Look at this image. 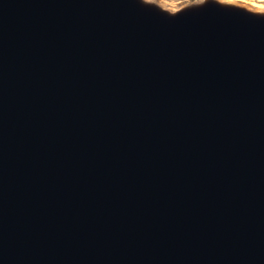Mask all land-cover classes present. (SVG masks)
I'll use <instances>...</instances> for the list:
<instances>
[{"label": "water", "instance_id": "water-1", "mask_svg": "<svg viewBox=\"0 0 264 264\" xmlns=\"http://www.w3.org/2000/svg\"><path fill=\"white\" fill-rule=\"evenodd\" d=\"M0 264H264V4L0 0Z\"/></svg>", "mask_w": 264, "mask_h": 264}, {"label": "rangeland", "instance_id": "rangeland-1", "mask_svg": "<svg viewBox=\"0 0 264 264\" xmlns=\"http://www.w3.org/2000/svg\"><path fill=\"white\" fill-rule=\"evenodd\" d=\"M164 2V4L168 5V6H176L178 4H180V2H182L183 0H162ZM253 2H257L259 4H264V0H250Z\"/></svg>", "mask_w": 264, "mask_h": 264}]
</instances>
